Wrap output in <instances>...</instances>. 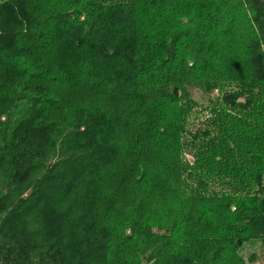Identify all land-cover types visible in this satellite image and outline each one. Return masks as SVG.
Returning <instances> with one entry per match:
<instances>
[{
	"label": "trees",
	"instance_id": "1",
	"mask_svg": "<svg viewBox=\"0 0 264 264\" xmlns=\"http://www.w3.org/2000/svg\"><path fill=\"white\" fill-rule=\"evenodd\" d=\"M0 177V264H245L264 0H0Z\"/></svg>",
	"mask_w": 264,
	"mask_h": 264
},
{
	"label": "rangeland",
	"instance_id": "2",
	"mask_svg": "<svg viewBox=\"0 0 264 264\" xmlns=\"http://www.w3.org/2000/svg\"><path fill=\"white\" fill-rule=\"evenodd\" d=\"M216 96L215 93L213 94H205L202 91L198 89H192L191 90V97L193 100H195L198 104L202 106H206L208 104V101ZM16 113H18V109L15 110ZM4 118V117H3ZM201 119V118H200ZM3 180L0 177V182ZM40 178L37 176L33 178L32 181H30L25 187L22 188L20 198L27 197L30 195L32 192L33 188L35 187L36 183L39 182ZM1 184H5L1 182ZM6 189L0 190V195L6 193ZM16 202V201H14ZM13 202V203H14ZM21 205V204H20ZM18 205V206H20ZM15 216L16 218V225L9 228L6 232L7 235L5 238L3 233H0V241L3 243H8L13 237L19 239H29V238H34L36 235L33 234L35 232H39V226L38 222L36 223L37 225L30 223V219H27L26 221H19L20 218V213H14V214H7V215H0V220H3V223H13L12 219ZM240 255L245 259L246 258V263L245 264H264V244L262 242V239H255L248 241L243 244L241 248V253ZM254 255V260L252 262L248 261V258ZM145 264V263H144Z\"/></svg>",
	"mask_w": 264,
	"mask_h": 264
}]
</instances>
